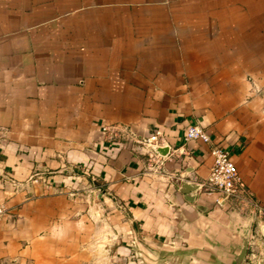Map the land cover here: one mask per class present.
Masks as SVG:
<instances>
[{
    "label": "crops",
    "instance_id": "0c3cea01",
    "mask_svg": "<svg viewBox=\"0 0 264 264\" xmlns=\"http://www.w3.org/2000/svg\"><path fill=\"white\" fill-rule=\"evenodd\" d=\"M194 124L261 213L205 188ZM105 125L160 129L162 174ZM0 207V264H93L100 211L111 259L264 264V0H0Z\"/></svg>",
    "mask_w": 264,
    "mask_h": 264
},
{
    "label": "built area",
    "instance_id": "2783aa9c",
    "mask_svg": "<svg viewBox=\"0 0 264 264\" xmlns=\"http://www.w3.org/2000/svg\"><path fill=\"white\" fill-rule=\"evenodd\" d=\"M102 134L109 142L121 147H128L131 151L145 155L146 168L156 174H162L164 159L160 151L170 152L171 146L160 129H156L144 138L137 137L129 128L121 125H105ZM185 141H197L209 147L212 165L208 178L204 184L210 192L219 195V204L228 202L235 206H247L255 213H261L259 205L253 200L251 194L241 182L236 166L230 157L229 151L215 144L207 132L199 125H190L184 134ZM3 210L0 207V216ZM136 256V254H135Z\"/></svg>",
    "mask_w": 264,
    "mask_h": 264
},
{
    "label": "rangeland",
    "instance_id": "374dc122",
    "mask_svg": "<svg viewBox=\"0 0 264 264\" xmlns=\"http://www.w3.org/2000/svg\"><path fill=\"white\" fill-rule=\"evenodd\" d=\"M96 211L98 210L96 206H93ZM99 212V210H98ZM101 223H98L96 230H100L97 234V231L95 232L92 241L90 243L91 249L96 250L95 251V259L93 261V264H101L102 261H109L113 264H153L154 259L150 257L144 258L142 255L136 253L125 255L123 258H119L116 260V258H110V246H111V236H113V232L110 229L109 223L107 222L106 218L101 214ZM112 233V235L110 234Z\"/></svg>",
    "mask_w": 264,
    "mask_h": 264
},
{
    "label": "water",
    "instance_id": "95a60500",
    "mask_svg": "<svg viewBox=\"0 0 264 264\" xmlns=\"http://www.w3.org/2000/svg\"><path fill=\"white\" fill-rule=\"evenodd\" d=\"M161 152V151H160ZM246 243H247V238L245 237L244 238V245H243V248L239 254V262H242L243 260V256H244V253H245V248H246Z\"/></svg>",
    "mask_w": 264,
    "mask_h": 264
}]
</instances>
